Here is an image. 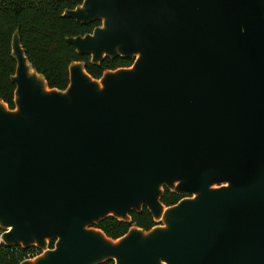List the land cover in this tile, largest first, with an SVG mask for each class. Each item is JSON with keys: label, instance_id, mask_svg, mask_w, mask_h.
<instances>
[{"label": "water", "instance_id": "obj_1", "mask_svg": "<svg viewBox=\"0 0 264 264\" xmlns=\"http://www.w3.org/2000/svg\"><path fill=\"white\" fill-rule=\"evenodd\" d=\"M81 62L50 89L11 38L0 100V248L20 264H264V0H83ZM184 196L161 203L164 190ZM157 225L112 240L94 226ZM53 241V247L49 243Z\"/></svg>", "mask_w": 264, "mask_h": 264}, {"label": "trees", "instance_id": "obj_2", "mask_svg": "<svg viewBox=\"0 0 264 264\" xmlns=\"http://www.w3.org/2000/svg\"><path fill=\"white\" fill-rule=\"evenodd\" d=\"M83 0H0V100L13 109L14 86L10 78L15 72V60L11 57V38L18 30L20 43L32 68L46 81L50 89L65 90L69 83L68 68L72 63L81 62L85 71L99 79L105 71L128 68L132 59H104L99 65L90 64L89 57L79 56L75 49L66 42V38L90 34L100 25L93 22L80 25L72 19L63 17L65 10H73ZM183 196L164 190L161 203L165 207L177 204ZM130 222H120L111 217L99 222L94 227L101 230L108 238L116 240L131 227L144 231L152 229L157 223L146 209L140 213L132 211ZM53 247V241L49 248ZM40 251L34 247L0 248V264H20L34 258ZM102 264H113L108 261Z\"/></svg>", "mask_w": 264, "mask_h": 264}, {"label": "flooded vegetation", "instance_id": "obj_3", "mask_svg": "<svg viewBox=\"0 0 264 264\" xmlns=\"http://www.w3.org/2000/svg\"><path fill=\"white\" fill-rule=\"evenodd\" d=\"M184 198V196L182 197V199Z\"/></svg>", "mask_w": 264, "mask_h": 264}]
</instances>
